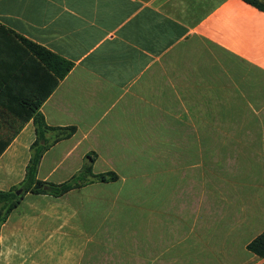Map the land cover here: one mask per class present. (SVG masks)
I'll return each mask as SVG.
<instances>
[{
    "label": "crops",
    "instance_id": "obj_1",
    "mask_svg": "<svg viewBox=\"0 0 264 264\" xmlns=\"http://www.w3.org/2000/svg\"><path fill=\"white\" fill-rule=\"evenodd\" d=\"M21 38L73 64L55 89L54 71ZM203 45L264 77V12L243 0H0V140H13L0 156V191L23 182L37 138L34 119L22 125L18 116L22 97H47L40 112L49 127L76 128L46 135L62 138L38 179L56 184L89 154L94 174L123 176L119 166L133 165L145 140H173L179 129L192 132L171 155L188 157V145L207 141L212 114L234 130L233 140H218L216 199L197 169L200 186L183 190L197 197L173 201L168 233L157 228V264H264L247 249L264 232V87L235 89L232 105L211 106L221 95L199 72ZM188 64L197 71L180 73ZM182 168L175 174L187 178ZM96 185L59 198L27 194L1 226L0 264H93L96 234H83L81 212L95 210L96 195L84 191Z\"/></svg>",
    "mask_w": 264,
    "mask_h": 264
},
{
    "label": "rangeland",
    "instance_id": "obj_2",
    "mask_svg": "<svg viewBox=\"0 0 264 264\" xmlns=\"http://www.w3.org/2000/svg\"><path fill=\"white\" fill-rule=\"evenodd\" d=\"M199 53H203L202 58L205 60L199 72L204 73L211 94L219 92L221 95L219 98L211 96V106L217 103L232 105L235 89L255 88L261 84L264 87V77L258 69L230 57L215 55L214 49L204 45ZM196 71L197 66L188 64L180 73L191 74ZM212 117L211 114L210 126L204 129L207 141L202 146L188 145L191 150L188 157L184 154L176 160L171 153L176 143L178 147L185 148L186 145L180 143L188 140L192 130H177L173 140H145L138 151L131 154L133 165L129 163L128 167L125 164L119 166L125 175L118 176V181H95L96 186L84 191L86 196L97 197L95 210L84 205L81 212L83 234H96V240L91 243V249L96 250L97 255L92 258L93 264H157V228L161 234L168 233L170 205L173 201L186 198L193 200L197 197V193L191 189L198 188L201 181L197 169H203L209 177L211 199H216L218 140H233L234 130L217 127L223 124ZM224 124L232 125L227 122ZM194 134L200 135L201 129H194ZM186 164L190 168L187 178L184 173L175 174V170L180 167L186 169L182 168ZM89 180H86L84 186ZM180 184L183 186L179 187ZM185 185L191 186V193L183 191Z\"/></svg>",
    "mask_w": 264,
    "mask_h": 264
},
{
    "label": "trees",
    "instance_id": "obj_3",
    "mask_svg": "<svg viewBox=\"0 0 264 264\" xmlns=\"http://www.w3.org/2000/svg\"><path fill=\"white\" fill-rule=\"evenodd\" d=\"M243 1L264 12V2L260 0ZM21 40L26 45L28 51L36 55L49 69L54 71L57 77L53 86V89H55L59 81L64 79L72 70L73 64L35 43H32L24 38H21ZM6 89L8 88L6 87ZM46 98L47 97H42L35 100L24 97L20 98L22 105L25 107L23 108V112L18 114V116L22 119V125L31 119H34L37 138L31 146V159L26 168V176L23 182L18 186L12 187L8 191H0V230L1 226L7 221L10 214L20 206L24 197L29 193L38 195L43 194L59 198L72 190L82 188L88 178L91 180L87 182L91 183H94L95 181L110 183L116 182L119 179L118 175L114 172L94 174L92 165L95 159L91 154L88 155L89 164L87 163L78 174L66 182L56 184L52 182H44L38 179V170L43 156L53 145L61 141L60 139L62 138L58 136L56 140H48L46 138L47 133L53 131H63V137L67 138L71 137L76 131L75 127L57 129L49 127L46 124L45 119L40 112V107ZM5 99H7V97ZM12 141L13 140H0V156L9 147ZM18 192L20 193L18 194ZM247 249L251 253L264 258V232L250 242Z\"/></svg>",
    "mask_w": 264,
    "mask_h": 264
},
{
    "label": "water",
    "instance_id": "obj_4",
    "mask_svg": "<svg viewBox=\"0 0 264 264\" xmlns=\"http://www.w3.org/2000/svg\"><path fill=\"white\" fill-rule=\"evenodd\" d=\"M20 192H18V194H19Z\"/></svg>",
    "mask_w": 264,
    "mask_h": 264
}]
</instances>
